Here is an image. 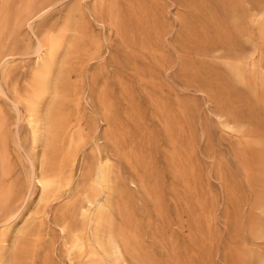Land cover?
<instances>
[{"label": "rangeland", "instance_id": "374dc122", "mask_svg": "<svg viewBox=\"0 0 264 264\" xmlns=\"http://www.w3.org/2000/svg\"><path fill=\"white\" fill-rule=\"evenodd\" d=\"M157 1L117 0L122 27L100 24L101 17L94 12L97 0H54L34 22L36 32L44 34L59 28L69 9L79 5L78 18L89 34V53L71 62V82L91 100L80 111L69 106L73 121L82 119L90 133L73 193L81 196L101 159L111 156L117 164L120 194L115 202L124 210L129 207L125 213L130 211L143 246L157 264H264V90L253 80L249 85L240 83L228 66L239 58L264 66V39L256 21L264 12V0ZM20 33V48H37L32 32L24 28ZM92 37L99 41L97 46ZM9 66L12 76L0 85L13 97L16 86L24 91L29 84L34 57H15ZM251 71L249 67V78ZM101 90L109 91L111 123L105 121L99 102ZM0 107L9 120L12 172L4 182L16 185L12 207L20 212L37 210L40 189L31 179L30 130L11 100L0 96ZM226 119L240 130L225 128ZM109 131L124 136L122 147L106 138ZM1 167L0 161V175ZM71 198L66 195L42 208L48 213L31 221L25 243L32 245V252L26 264H72L66 255L68 238L60 227L65 217L59 213ZM117 223L126 222L119 216Z\"/></svg>", "mask_w": 264, "mask_h": 264}, {"label": "bare ground", "instance_id": "6f19581e", "mask_svg": "<svg viewBox=\"0 0 264 264\" xmlns=\"http://www.w3.org/2000/svg\"><path fill=\"white\" fill-rule=\"evenodd\" d=\"M53 1L54 0H20L17 2V0H1L0 4V81L4 80L7 82L12 76V69L9 66L11 59H15V57L18 56L22 58L25 56L34 57V68H32L30 82L29 84L27 83L26 89L22 91L16 86L14 88V96L10 97L8 89H5L0 85V96L9 99V102L10 100L12 101L13 106L19 115L20 121H25L28 125L32 143V150L30 153L31 156L29 157L33 166L31 179L32 183L36 184L40 189V197L38 200L39 208L37 210L20 212L19 210L13 209L12 204L16 197L14 190L16 185L14 186V182V184H7V182H4L12 172L10 154L7 147V141L9 138L7 121L9 120H7L6 115L4 114V109L2 110L0 107V161L2 165L0 175L2 180L0 184V264H26V260L32 252V245H30V243H25L26 238L31 233V221L36 219L39 215L47 214V210H43L42 208H47L55 202H60L66 195L71 196L72 198L59 212L63 218L65 217L60 227L62 233L68 238L65 242L66 255L72 264L75 262L79 264H133V262L136 264H157L152 255L143 246L138 226L134 224L130 211L129 213H125L129 207L124 210L115 202V198L119 194V188L118 176H116L117 164L113 157L107 156L101 159L96 176L85 187L81 196L73 193L78 168L79 165L83 163L82 155L84 148L88 143L90 133L86 127H84L82 119H79L78 122L73 121V113L69 109V106H72L73 104L72 107H74L75 110L80 111L85 102L90 103L91 100L84 92H79L78 84H73L71 82V62L74 59L89 53L86 45V40L89 38V34L87 32L85 22L78 18L79 14H82V9L79 5H74L69 9L66 19L59 26V28L50 29L44 34L36 32L34 22L47 13V11L51 8L50 6ZM156 2L159 3L157 0ZM94 9V12L101 17L100 24L102 26H121L120 9L117 0H97ZM80 17H82V15ZM138 18H140V16ZM142 20L143 19H141V21ZM256 21L260 26L261 37L264 39V12L258 16ZM24 28H27L36 37V49H33L31 45L25 46V48H20L19 43L22 41L18 38V34ZM147 32H149V30ZM137 35L138 34L136 33V37H138ZM90 39L93 44H99L97 38L92 37ZM148 42L149 43L147 44H150L151 41ZM140 44L138 45L141 46ZM145 46L147 47V45ZM149 48H151V46H149ZM154 51L156 52V50ZM125 52V54H127V51ZM157 53L158 52H156V54ZM228 66L234 74V77L240 83L249 85V80H253L254 82H259L264 90V66L261 62L253 61L249 64V62L244 60V58H239L237 61L229 62ZM249 67L252 68V76L250 78ZM141 75L143 76V74ZM141 77L139 78L142 79ZM126 89L125 92L127 93ZM104 91L101 90L99 102L105 111V121L111 123V106L106 97V93L108 94L109 91L106 93ZM157 106H159L158 103ZM159 108L160 107H158V109ZM127 110L130 109L127 108ZM135 111L137 110L135 109ZM171 111L173 110H170V112ZM170 112H168V114ZM173 113L175 112L173 111ZM136 119L140 118L138 117ZM160 120L162 119L160 118ZM144 122L145 120H143V124ZM223 124L228 130L237 132L240 130L239 125L232 120L226 119ZM179 125L180 124L178 123V126ZM185 125L187 124L185 123ZM170 126H172V124ZM167 128L169 127L167 126ZM176 128L179 129L178 127ZM114 131L107 132L106 138L115 142L118 147L121 144L122 147L121 139L124 136H122V138H118L117 133L115 134ZM17 132L19 134V130ZM145 135L146 133L142 135V137ZM175 135L172 136L174 137ZM125 136H127V134ZM133 141L135 142V140ZM151 141H153V139ZM140 142L141 141L138 143ZM133 145L135 146V144ZM151 145L153 146L152 143ZM186 145L188 144L186 143ZM102 150L99 149L101 155ZM118 150L121 149L119 148ZM131 150H133V148ZM169 157H171V155ZM174 165L175 164H173V167ZM80 171L82 172V176L84 178L88 177V173L85 168L80 169ZM119 216L125 220V225H118L117 222ZM78 221L81 222L80 226L77 225Z\"/></svg>", "mask_w": 264, "mask_h": 264}]
</instances>
